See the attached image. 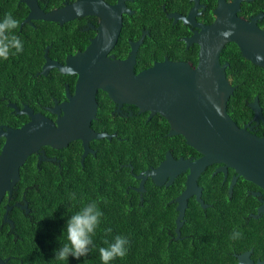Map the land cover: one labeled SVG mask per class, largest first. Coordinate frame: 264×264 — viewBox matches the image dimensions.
<instances>
[{
  "label": "trees",
  "instance_id": "1",
  "mask_svg": "<svg viewBox=\"0 0 264 264\" xmlns=\"http://www.w3.org/2000/svg\"><path fill=\"white\" fill-rule=\"evenodd\" d=\"M184 1L186 0H129L134 13L128 17L134 19L137 27L148 26L155 31L153 36L144 39L138 51L133 68L135 72L150 66L154 60H162L163 54H167L171 61H187L193 66L196 64V49L184 50L181 46L169 43L167 35L159 31V26L156 25V21L165 18L166 12L177 10L176 6ZM202 1L207 6L206 19L210 22L214 18L213 9L217 0ZM250 1L251 17L259 11L264 15V0ZM64 2L48 0L46 5L43 6L42 2L40 4L44 10L49 11L60 7ZM247 6V2H242L241 10L237 13L250 19ZM186 10L185 6L183 11ZM28 12V7L22 0H0V20L6 13H11L19 21V27L11 34L19 36L23 42V52L12 54L7 60L0 59V123L7 122L12 126H18L26 120L27 114L9 112L8 102H5L9 90L21 84L39 83L44 77L41 74L35 77L28 75L27 79L21 80L15 69L25 68L31 72L38 69L44 61L43 46L53 41L49 49L51 51L59 35L54 32L60 26L55 21L39 19L31 20L32 24H21ZM198 19L204 20L203 16ZM258 23L264 27V16ZM129 36L135 38L131 29L124 27L118 45L126 48ZM86 42L87 39L80 42L81 49ZM220 55L222 62L227 61L224 65L229 64L226 76L237 84L227 101V110L240 126L250 116L247 102L257 96L258 101L264 103V88L253 86L264 84V78L262 79L258 67H251L249 91L250 61L241 56L233 42L226 43ZM53 73L62 76L57 69ZM96 99L99 106L92 127L97 131L116 132V135L111 139L108 135L92 139L90 145L95 152H89L82 161L83 148L79 139L60 149L43 146L46 156H54L55 160L42 158L38 152L27 157L20 167V178L10 199L4 197L0 203V257L7 258L5 264H102L98 248L106 246L104 241H112L116 235L126 236L130 245L127 255L117 258L111 264H178L169 261V258L173 255L180 257L185 253L184 242L169 235L168 229L164 230L170 227L172 219L163 217L166 213L163 190L152 188L151 178L144 182L146 190L140 192L137 189L140 172L150 169V164L156 165L163 157L168 138H164L163 128L169 123L159 114L148 118L147 111L138 113L134 106V113L131 115L112 114L114 102L102 90L97 91ZM27 103L35 110L48 113L37 102ZM119 136L130 139L131 154L125 143L117 141ZM177 136L180 140L174 145L175 149H194L182 135ZM69 193H75L77 199L70 200ZM92 200L97 201L103 212L100 226L93 237L95 247L79 260L73 257L65 261L56 260L54 250L66 242V234L63 233L66 220L84 203ZM17 203H26L29 211L26 212ZM8 205L11 208L7 217L12 220L13 226L3 222ZM108 228H111L110 233L105 232Z\"/></svg>",
  "mask_w": 264,
  "mask_h": 264
},
{
  "label": "water",
  "instance_id": "2",
  "mask_svg": "<svg viewBox=\"0 0 264 264\" xmlns=\"http://www.w3.org/2000/svg\"><path fill=\"white\" fill-rule=\"evenodd\" d=\"M22 1L29 9L26 21L41 19L64 23L92 14L100 17L101 28L96 38L84 50L78 51L68 64H50L61 72H75L78 75L74 94L62 104V114L53 120L41 112L34 113L29 107H24L17 112L27 114V122L19 127L0 128V137L4 138L0 149V203L5 195L9 200L20 178V167L29 155L39 152L41 147L60 149L79 139L85 149L84 156L90 140L107 135L90 128L97 109L98 90L106 92L115 102L133 104L151 114L159 113L170 123L172 133L181 134L186 143L203 153L192 162L168 158L167 153L166 161L138 176L142 182L147 176L155 178L157 173L168 171L170 166H174V171L178 172L195 163L202 169L206 163L222 162L264 188V137L253 133L248 123L238 126L228 114L227 101L233 87L225 77L224 64L221 66L219 63L222 47L225 43L233 42L242 57L264 67V30L258 27V22L264 16L262 12L245 20L237 16L242 0L228 3L217 0L213 21L200 25V31L194 34L200 48L193 68L187 63L165 59L135 72L133 56L119 60L108 55L121 28L122 11L117 3L74 0L44 11L37 0ZM193 11L194 8L188 18L193 16ZM68 65H72L73 70ZM253 102L256 105L254 117L259 112L257 98ZM195 177L188 176L186 188L179 197L177 232L186 200L195 185ZM10 208V205L6 207L3 222L13 226L12 220L7 217ZM6 260L0 257V264H5Z\"/></svg>",
  "mask_w": 264,
  "mask_h": 264
},
{
  "label": "flooded vegetation",
  "instance_id": "3",
  "mask_svg": "<svg viewBox=\"0 0 264 264\" xmlns=\"http://www.w3.org/2000/svg\"><path fill=\"white\" fill-rule=\"evenodd\" d=\"M38 1L39 6L44 10L43 6L47 4L48 0ZM64 1V4L68 2V0ZM104 1L108 4L117 3L122 11L121 28L118 39L115 45L108 52V55H110L113 59L119 60H126L127 58L133 56L134 68L138 51L144 42V39L147 36H153L155 31L148 26L137 27L134 23V19L128 17V15H132L134 13V10L129 6V0ZM231 1L232 0H225L227 3ZM40 2H42L43 6H41ZM242 2L248 3L246 9L249 12V18L251 19L253 17H251V1L242 0L238 11L241 10ZM185 6L187 7V10L184 12L183 10ZM176 7L177 10L166 12L165 18L156 21V25L159 26V31L167 35L169 43L181 46L184 50H189L190 48L196 49V53H198L200 45L194 39V34L200 31V25H207L213 21L212 19L208 22L206 19L207 6L202 0H186ZM162 8H164L163 5ZM193 8V16L188 18L187 16ZM216 8L217 3L213 12ZM200 16H203V21L198 19ZM237 16L245 19L243 16ZM24 22H29L30 24L33 23L31 20H24L21 23ZM59 25L60 26H57L54 31L59 33L55 40V47L51 51L49 50L53 43V41H50L42 48L44 50V61L40 67L33 72L25 68L15 69L18 73L19 79L21 80L27 79L28 74L30 77H35L40 74L44 75V77L39 83L33 82V84L29 85L21 84L9 90L8 97H5V102H8L7 106L10 108L9 112L11 114L22 113L17 111L23 110L24 107H29L32 112H41L54 120L59 114H62V104L68 102L69 96L74 94L75 82L78 75L75 72H61L57 67H53L52 65L50 66V64H53L52 62H58L61 65L68 64L78 51L84 50L85 47L96 38L100 31V17L90 14L77 17ZM124 27L130 28L133 33V37H135H127L126 41L128 46L126 48L118 45V41L120 40L121 32ZM258 27L264 30V27H261L259 23ZM83 39H87V42L84 43V47L81 49L80 42ZM193 55H191V57ZM46 57L49 59L47 60ZM165 59H168L167 54H163L162 60H154L153 62H161ZM185 63L190 65L191 68L195 66L187 61H185ZM219 63L221 66L227 63V61H221L220 54ZM68 66L73 70L72 65ZM228 66L229 64L226 66L224 65L223 71L227 82L233 87L234 92L237 84H234L233 80L226 76ZM254 66L259 68V73L261 74L262 79L264 78V67L251 63L250 61L249 91H251V67ZM54 69H57L62 76H56L53 73ZM253 86L256 88H264V84L261 83L257 85L253 84ZM255 98H257L258 101V97L254 96L253 100L247 102V112L250 116L246 121H243L240 126L248 123V128L253 133L264 137V103H260L259 101L257 102L260 113L258 112L253 117L254 111L256 112L254 107L256 105L253 102ZM27 102H37L41 105V108L44 110L46 109L48 113L46 111L42 112V110H35ZM41 102L52 103L41 104ZM113 102L114 107L113 110H111L112 114L131 115L134 113L133 106L137 108L138 113L145 112L133 104L115 102L114 100ZM9 104H13L15 107L10 106ZM98 106L99 102L97 101V109ZM97 109L93 119L96 118ZM53 111H59V113ZM147 112L148 118L159 114H151L149 111ZM93 119L91 120L90 128L94 132H105L110 139L116 135V132L108 133L105 130H95L92 127ZM28 120L29 116L27 115V119L23 120L18 126H12L9 123L4 122L0 123V128L5 129L6 127H19ZM11 122L13 121L11 120ZM237 125L239 126L238 123ZM163 130L165 131L164 138L168 137L166 141L167 147L159 162L156 165H149L151 167L150 169L156 168L162 162L166 161L167 153H169L168 158L174 160H179L181 158L183 160H190L191 162L203 155L202 152H199L196 149H175L174 145L180 140L177 136L179 133L171 132L173 129L171 128L170 123L166 128H163ZM117 138V141L126 144L129 149V154H131L132 144H130V139L126 136H119ZM90 141L88 143V151L85 155L91 151L95 152V149L90 145ZM0 142L1 149L4 142V138L2 136L0 137ZM83 150L85 149L83 148ZM38 154H40L42 158L50 160L56 159L54 156L47 157L45 154V148L43 147H41ZM82 154L83 151L81 153V161L85 156H82ZM129 160L130 162L132 161L131 157H129ZM174 169V166H170L168 171L157 173L155 178L151 176H147L146 178L152 179V188L161 189L164 192V206L166 207V213L163 217L172 219L170 227L164 230L168 229L169 235L176 240H180L182 243L184 242L185 253L180 257L173 255L169 258V261L177 262L178 264H264V188L245 179L242 175L235 171V168L222 162L206 163L202 169H200V166L197 163L178 172H175ZM147 170L149 169H144L140 173L143 175ZM188 176H196L195 185L192 188V194L186 200L184 213L180 219L181 225L177 232L176 219L179 214L177 206L179 197L182 191L186 188ZM146 179L143 182L140 181L141 179L138 180V185L142 184L143 190H146L147 188L144 185ZM159 186L166 187L161 188ZM4 197L8 199L6 195ZM22 205H26V207L23 208H25L26 212H28L29 208L27 207V204L24 203ZM237 231L240 233V236L237 239H233L232 235Z\"/></svg>",
  "mask_w": 264,
  "mask_h": 264
},
{
  "label": "clouds",
  "instance_id": "4",
  "mask_svg": "<svg viewBox=\"0 0 264 264\" xmlns=\"http://www.w3.org/2000/svg\"><path fill=\"white\" fill-rule=\"evenodd\" d=\"M73 1H68L67 3ZM18 27L19 21L11 13H6L4 18L0 20V59L7 60L10 55L23 52L22 40L19 36L11 34ZM224 35H227V33H224ZM13 50L15 51L13 52ZM46 59L49 58L46 57ZM175 62L185 63V61ZM139 178L141 179V177ZM137 189L140 192L144 191L140 184ZM69 199L75 201L77 199L76 194L69 193ZM102 216L103 212L99 208L96 200L84 203L78 211L70 215L66 220V227L63 232L66 234V242L54 250V258L59 261H65L69 257L79 260L81 257L86 256L91 248L95 247L93 237L100 226ZM105 232L110 233L111 228L106 229ZM239 236L240 233L237 231L233 233L232 238L237 239ZM104 244L106 246L98 248L100 260L102 264H111L117 258H124L127 255L130 240L126 236L116 235L112 241L106 239Z\"/></svg>",
  "mask_w": 264,
  "mask_h": 264
},
{
  "label": "bare ground",
  "instance_id": "5",
  "mask_svg": "<svg viewBox=\"0 0 264 264\" xmlns=\"http://www.w3.org/2000/svg\"><path fill=\"white\" fill-rule=\"evenodd\" d=\"M37 3H38V5H39V1L37 0Z\"/></svg>",
  "mask_w": 264,
  "mask_h": 264
}]
</instances>
